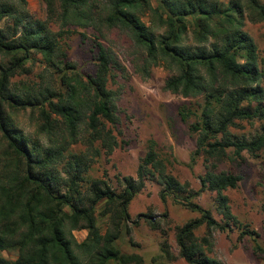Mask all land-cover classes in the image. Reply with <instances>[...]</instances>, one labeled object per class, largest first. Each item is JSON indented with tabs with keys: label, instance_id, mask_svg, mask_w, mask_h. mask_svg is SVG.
I'll list each match as a JSON object with an SVG mask.
<instances>
[{
	"label": "trees",
	"instance_id": "16d2710c",
	"mask_svg": "<svg viewBox=\"0 0 264 264\" xmlns=\"http://www.w3.org/2000/svg\"><path fill=\"white\" fill-rule=\"evenodd\" d=\"M47 15L54 14V0H42ZM58 29L47 20L25 19L7 3L0 4V20L12 18L0 29V53L6 65L0 66V136L3 139V163L0 164V264H146L136 253L122 252L116 240L128 220L127 205L143 186L144 179L156 175L162 184L159 198L172 201L198 213L176 228L174 238L178 255L188 264H221L209 256L210 231L239 225L230 212L223 191L233 188L239 175L206 168L199 176L197 190L187 188L165 170V163L147 140L146 150L136 167L135 177H124L123 187L112 190L102 179H92L87 194L81 183L93 157L110 154L117 145L111 127L116 123V106L108 87L113 59L101 42H95L94 71L83 73L67 58L62 42L77 27H116L128 31L143 47L148 63L159 60L174 73L164 88L183 97L198 98V108H178L185 121L192 116L188 130L194 134L195 148L190 154L219 161L239 156L242 151L255 156L264 147V126L250 137L229 130L240 122L251 124L264 115L263 61L251 36L242 29L243 19L264 20V4L245 0V14L238 0H57ZM22 4L24 0H18ZM162 32L154 34L141 19L145 11ZM190 34L192 43L183 41ZM83 38L84 33L79 32ZM38 53L43 63L55 70L51 83L37 85L33 93H13L9 78L27 70L24 63ZM29 106L36 114V132L45 137V145L29 141L14 126L3 103ZM81 132L83 134H81ZM81 135L84 148L72 152ZM230 149V150H228ZM214 166V165H213ZM206 189L215 193L214 209L219 223L208 209L192 198ZM96 207H100L96 211ZM97 216L110 227L100 231ZM155 227L152 219L148 220ZM204 225L205 234L194 230ZM84 229L76 241L72 230ZM248 230L241 231L242 234ZM240 238V237H239ZM254 252L264 251L253 244ZM160 255L169 257L165 239ZM9 252L13 258L6 257ZM158 257V256H157ZM154 259V258H153Z\"/></svg>",
	"mask_w": 264,
	"mask_h": 264
},
{
	"label": "rangeland",
	"instance_id": "374dc122",
	"mask_svg": "<svg viewBox=\"0 0 264 264\" xmlns=\"http://www.w3.org/2000/svg\"><path fill=\"white\" fill-rule=\"evenodd\" d=\"M228 0H217V3ZM245 10V0H238ZM264 4V0H259ZM10 4L17 12L29 20H47L49 27L58 29V1L54 0V14L47 15L45 3L42 0H0ZM141 19L148 24L154 34L162 32L163 27L157 26L151 19L150 12L145 11ZM12 18L4 16L0 20V29L5 33L7 25H11ZM69 33L63 36L66 56L83 73L94 71L93 55L95 42L99 41L106 48L113 59L111 75L108 77V87L112 90L116 106V123L111 127L117 140V145L110 154L101 152L90 161V166L81 183V190L87 194V188L92 179H102L112 190L119 191L123 187V178L135 177L139 159L146 150L147 140L155 142L154 149L165 163V170L180 183H186L188 189L197 190L200 186L199 176L206 168L224 170L239 175V180L233 188H226L223 193L228 199L230 212L237 218L239 225L230 229L213 228L210 231L209 256L217 259L221 264H264V251L254 252L253 244L264 248V147L255 156L242 151L239 156H228L222 160L206 159L203 155L190 154L195 148L194 134L188 130L190 116L181 120L177 110L181 106L191 109L198 108V98L183 97L164 88L165 79L174 73L173 66H168L159 60L156 64L148 63L145 51L137 44L131 35L122 28L77 27L69 25ZM242 29L246 31L257 47L258 56L263 60L264 70V20L251 22L244 18ZM79 32L84 33L82 38ZM183 41L192 43L190 34H186ZM31 60L24 63L27 70L16 72L9 78V88L13 93L32 92L37 85L51 83L56 85L53 78L57 77L55 70L47 67L38 53L31 54ZM6 57L0 53V66L6 65ZM260 85L264 90V78ZM11 106L3 103L7 115L14 126L19 129L31 142L46 143L45 137L36 132V114L29 106H22L9 100ZM264 106V99L262 101ZM264 126V115L260 120L251 124L241 121L240 127H231L233 135L250 137ZM81 134H83L81 132ZM76 144H72V152L84 148L81 135ZM3 139L0 136V164L3 163ZM230 150V149H228ZM214 165V166H213ZM162 184L156 175L144 179L143 186L135 193L127 205L128 220L124 223L116 244L125 253H136L146 264H188L179 255L174 234L186 220L197 217L198 213L188 210L182 205L165 197L159 198ZM215 193L206 189L199 191L192 202L208 209L213 217L221 223V217L214 209ZM100 207H96L98 211ZM155 222L151 227L148 220ZM100 231L109 228L107 221L102 222L97 216ZM248 230L249 233L241 234ZM75 240L80 241L85 236L84 229L71 231ZM198 237L205 234L204 225L194 230ZM240 237V238H239ZM165 239L169 257L159 256L160 242ZM6 257L13 258L9 252H3ZM158 256V257H157ZM154 258V259H153ZM109 264H115L110 261Z\"/></svg>",
	"mask_w": 264,
	"mask_h": 264
}]
</instances>
